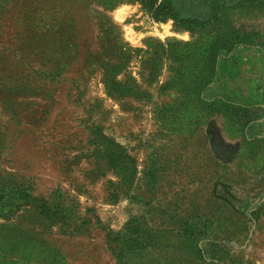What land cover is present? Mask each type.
Wrapping results in <instances>:
<instances>
[{
	"label": "rangeland",
	"instance_id": "374dc122",
	"mask_svg": "<svg viewBox=\"0 0 264 264\" xmlns=\"http://www.w3.org/2000/svg\"><path fill=\"white\" fill-rule=\"evenodd\" d=\"M220 18L260 46L0 0V264H264V9Z\"/></svg>",
	"mask_w": 264,
	"mask_h": 264
},
{
	"label": "trees",
	"instance_id": "16d2710c",
	"mask_svg": "<svg viewBox=\"0 0 264 264\" xmlns=\"http://www.w3.org/2000/svg\"><path fill=\"white\" fill-rule=\"evenodd\" d=\"M141 4L156 21L171 19L176 27L187 31L216 33L215 45L226 52L241 46H260L251 32H242L241 28L222 21L220 13L238 8L262 10L264 0H141Z\"/></svg>",
	"mask_w": 264,
	"mask_h": 264
},
{
	"label": "crops",
	"instance_id": "0c3cea01",
	"mask_svg": "<svg viewBox=\"0 0 264 264\" xmlns=\"http://www.w3.org/2000/svg\"><path fill=\"white\" fill-rule=\"evenodd\" d=\"M117 142H118V141H117ZM120 143H121V142H120ZM122 143L125 144V143H126L125 140H122ZM122 143H121V144H122Z\"/></svg>",
	"mask_w": 264,
	"mask_h": 264
}]
</instances>
